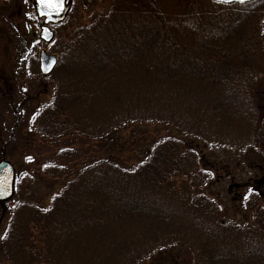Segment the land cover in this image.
Here are the masks:
<instances>
[{
    "label": "trees",
    "instance_id": "trees-1",
    "mask_svg": "<svg viewBox=\"0 0 264 264\" xmlns=\"http://www.w3.org/2000/svg\"><path fill=\"white\" fill-rule=\"evenodd\" d=\"M106 1L97 14L73 0L50 100L16 112L69 149L44 168L63 177L49 200L0 210V264L171 263L177 249L187 264H264V0ZM23 63L41 78L36 49Z\"/></svg>",
    "mask_w": 264,
    "mask_h": 264
},
{
    "label": "rangeland",
    "instance_id": "rangeland-1",
    "mask_svg": "<svg viewBox=\"0 0 264 264\" xmlns=\"http://www.w3.org/2000/svg\"><path fill=\"white\" fill-rule=\"evenodd\" d=\"M75 1L80 3L86 0ZM94 1L92 4L94 5L93 11L100 14L108 2L106 0ZM163 1L169 8L170 4H174L176 0ZM71 6L73 7V0ZM88 7L84 6L81 11L76 10L83 15L81 24L90 23ZM260 18L261 23H259L257 32L258 38L260 41L263 40L264 43V14ZM40 26L41 22L36 19L33 12L32 0H0V158H4L12 164H19L22 171L21 177L16 178L15 190L11 199L0 203V210H4L1 213H8V210L12 209L15 201L20 196L33 195L34 199L39 202L38 204H41L43 199L49 200L52 193L58 188L57 183L63 180V177L54 180V178L46 176L44 168L48 167V162H60L56 158L58 152L60 151L62 155L61 152H67L69 148L63 145L64 141L62 140L55 142L42 138L39 131L34 127L31 128L32 130L29 129L25 119L23 123L22 116H20L21 113H23V117L25 113L30 116L41 103L48 102L51 98L52 86L51 80L48 78L50 76L31 78L24 72L23 61L28 53H34L36 49V63L41 49L50 53L53 42L44 45L39 41ZM26 29L29 30V34L24 41L20 36L25 34ZM18 58H20V61H17ZM9 85H12L13 95L8 99L7 87ZM260 88L263 89V86H260ZM24 90L26 92H23ZM24 100L26 102L23 107ZM18 109H20L19 116L16 115ZM161 132L164 134L163 131ZM77 141L79 140H74L76 145L72 148L78 149V153L85 154L90 146L83 147L86 140ZM29 157H31L30 160ZM217 157L221 158L223 154L218 153ZM223 158H225L224 160L234 159V156L232 154ZM83 160L84 156L81 155L78 162ZM61 163L63 162L61 161ZM244 175H248L247 171ZM215 191L214 194H218L217 188ZM225 194L224 189L219 192L218 196L222 207L227 209L225 215L233 219L241 217L240 213L233 209L231 196ZM171 256L174 259L173 262L166 263L162 261L158 264H187L185 259L188 263L190 262V255L184 250L183 252L180 249L173 250ZM154 262L156 261L151 260L144 264H153Z\"/></svg>",
    "mask_w": 264,
    "mask_h": 264
},
{
    "label": "water",
    "instance_id": "water-1",
    "mask_svg": "<svg viewBox=\"0 0 264 264\" xmlns=\"http://www.w3.org/2000/svg\"><path fill=\"white\" fill-rule=\"evenodd\" d=\"M218 1V0H217ZM250 0H244L240 3L239 0H230L238 5H243ZM33 9L38 20L42 21L39 28L38 39L44 45L50 44L54 39V33L51 27H55L63 23L69 14L71 0H62L60 9L52 10L50 16L41 15L37 0H32ZM44 11H48L45 9ZM38 71L41 77L49 76L57 66V58L55 55L49 54L46 50L41 49L38 53ZM15 172L12 164L5 159L0 161V203L8 201L14 194ZM6 187V191L3 189Z\"/></svg>",
    "mask_w": 264,
    "mask_h": 264
},
{
    "label": "snow or ice",
    "instance_id": "snow-or-ice-1",
    "mask_svg": "<svg viewBox=\"0 0 264 264\" xmlns=\"http://www.w3.org/2000/svg\"><path fill=\"white\" fill-rule=\"evenodd\" d=\"M218 2L229 3L230 0H218ZM239 2L243 3L244 0H239ZM37 3L39 5L41 15L50 16L52 10L60 9L62 7V0H37ZM45 9H47L48 11H44ZM28 159L30 160L31 157H29ZM3 191H6V187L3 189ZM0 194H2V191H0ZM244 199L247 200L248 196L246 195Z\"/></svg>",
    "mask_w": 264,
    "mask_h": 264
}]
</instances>
